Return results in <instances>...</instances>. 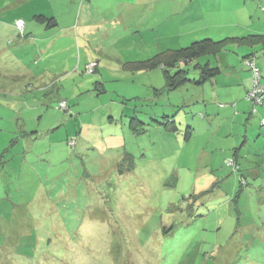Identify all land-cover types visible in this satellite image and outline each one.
Instances as JSON below:
<instances>
[{"label":"rangeland","instance_id":"obj_1","mask_svg":"<svg viewBox=\"0 0 264 264\" xmlns=\"http://www.w3.org/2000/svg\"><path fill=\"white\" fill-rule=\"evenodd\" d=\"M120 1L0 0V27L26 23L0 37V264H264V105L238 99L242 54L160 92L142 65L169 46Z\"/></svg>","mask_w":264,"mask_h":264},{"label":"crops","instance_id":"obj_2","mask_svg":"<svg viewBox=\"0 0 264 264\" xmlns=\"http://www.w3.org/2000/svg\"><path fill=\"white\" fill-rule=\"evenodd\" d=\"M129 3L132 6L135 5L134 8H130V11L133 9L136 13L139 11L143 15L146 23L145 28L150 29L152 33L156 31L157 34H160L156 40L157 46L167 42L169 47L160 48L162 51L185 47L198 40V36L222 40L248 34H264V0H130ZM155 11L162 13L164 17L154 21L153 14ZM125 14L128 17L133 15L129 11H126ZM128 17H122L126 26ZM51 18L57 20L56 26H58L57 16ZM143 24L141 22L135 23L133 27L140 32L143 29ZM0 28L7 33L15 29H10L7 25ZM233 45L236 44H228L223 51L233 47ZM236 50L238 55L242 54L243 60L251 52L250 47L240 45L236 46ZM251 50L254 49L251 48ZM229 62L231 68H237V65ZM245 68L247 70L243 68L242 70L248 71V73L244 76L242 74L240 83H238L241 88L239 100L245 98L252 85V74L246 65ZM261 72L263 73L262 70ZM242 108L244 109V104L240 110Z\"/></svg>","mask_w":264,"mask_h":264},{"label":"trees","instance_id":"obj_3","mask_svg":"<svg viewBox=\"0 0 264 264\" xmlns=\"http://www.w3.org/2000/svg\"><path fill=\"white\" fill-rule=\"evenodd\" d=\"M34 19L40 23H47V27L57 25V20L55 18H49L42 14L35 15ZM19 20H22V19H18L17 22ZM17 22L15 25L16 28L13 31H10V33L8 32L9 35L11 33H15L18 35L23 34L26 23L23 20L24 28L20 29L17 26ZM1 30L3 31L2 28H0V31ZM6 33H7L6 31L4 33H0V37L5 38ZM231 43H234L240 46L250 47V48L255 47V48L260 49L261 51H264V34H260V33L248 34V35L241 36V37H232V38H226L222 40H214L212 38H204L199 41L196 40L190 43L189 45L182 47L180 49H168L166 51H162L156 54L151 59L147 60V62H145L142 66H146L145 64H148L150 68L152 69L154 66H162L166 84L162 89L159 90L160 92H164L165 90L168 92V91L178 89L190 81L196 84L202 85L205 82L219 75L222 72V68L219 66L211 67L210 61L206 63L197 62L196 64H194V69L196 70V72L197 71L199 72V77L192 79L189 77V73L191 72V70L188 68H184L183 65L191 64L195 59L203 55H207L210 53H213L214 55L220 54L225 49V47ZM258 53L259 52L255 50L251 51L250 53H248V55L244 57V62L246 63L247 60L253 59L256 62V65L259 67ZM246 66L250 70V67L247 65V63H246ZM260 72H261V69H260ZM261 83H262V74H261ZM249 90L247 91L245 98L251 104V109H252L251 113L252 114L257 113L258 108L264 105V94L260 98L249 99L248 97ZM62 102L66 104V108L69 107L68 102L62 99L60 100L59 108H65L61 106ZM261 125L264 126V118L261 119ZM190 129L192 130V128L188 126L187 135H186L187 140H189L192 136V131ZM174 130H177V128L174 127ZM125 153L127 154V152ZM0 161H1V157H0ZM231 163L233 164L235 162L232 161ZM134 167H135L134 160H129L126 170L131 171L133 170Z\"/></svg>","mask_w":264,"mask_h":264},{"label":"built area","instance_id":"obj_4","mask_svg":"<svg viewBox=\"0 0 264 264\" xmlns=\"http://www.w3.org/2000/svg\"><path fill=\"white\" fill-rule=\"evenodd\" d=\"M17 26L20 29L24 28V22L23 20H19L17 22ZM247 65L250 67V71L252 74V86L249 90L248 97L249 99H255L260 98L264 94V85L261 83V72L259 67L256 65V62L253 59L247 60ZM94 64L89 65L88 69H91V67ZM61 106L64 107V102L61 103Z\"/></svg>","mask_w":264,"mask_h":264}]
</instances>
